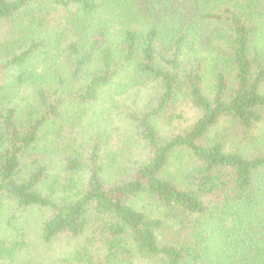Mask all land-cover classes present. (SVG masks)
<instances>
[{
  "label": "trees",
  "instance_id": "trees-1",
  "mask_svg": "<svg viewBox=\"0 0 264 264\" xmlns=\"http://www.w3.org/2000/svg\"><path fill=\"white\" fill-rule=\"evenodd\" d=\"M34 232L264 264V0H0V264Z\"/></svg>",
  "mask_w": 264,
  "mask_h": 264
},
{
  "label": "rangeland",
  "instance_id": "rangeland-1",
  "mask_svg": "<svg viewBox=\"0 0 264 264\" xmlns=\"http://www.w3.org/2000/svg\"><path fill=\"white\" fill-rule=\"evenodd\" d=\"M133 105V104H132ZM123 111L127 108L124 106ZM27 217L30 218L29 214ZM30 225L35 228L36 224L30 218ZM28 246L23 249L22 259H30L38 262V264H71V262L65 258V255L69 252L68 240L64 238L55 239L53 242H44L37 233H31ZM69 262V263H68Z\"/></svg>",
  "mask_w": 264,
  "mask_h": 264
}]
</instances>
